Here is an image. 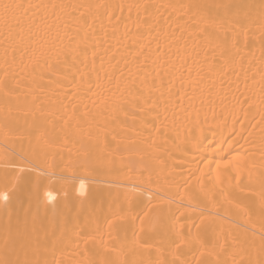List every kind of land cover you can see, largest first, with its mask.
Masks as SVG:
<instances>
[{
	"label": "bare ground",
	"instance_id": "6f19581e",
	"mask_svg": "<svg viewBox=\"0 0 264 264\" xmlns=\"http://www.w3.org/2000/svg\"><path fill=\"white\" fill-rule=\"evenodd\" d=\"M0 81V261L155 259L151 209L264 264V0H0Z\"/></svg>",
	"mask_w": 264,
	"mask_h": 264
},
{
	"label": "snow or ice",
	"instance_id": "6c2138e0",
	"mask_svg": "<svg viewBox=\"0 0 264 264\" xmlns=\"http://www.w3.org/2000/svg\"><path fill=\"white\" fill-rule=\"evenodd\" d=\"M12 7L9 4L3 5L5 22H7L9 9ZM2 83L0 81V84ZM156 131L159 132V128ZM90 163L91 161L89 160L84 161L85 166H88ZM219 167L220 165L217 164V168ZM81 189H83V184H81ZM2 198L5 201L9 199L7 192L2 194ZM193 198L189 196V200ZM133 218L140 220V231L156 241L155 244H149L147 241L141 243L137 239L134 242V246L145 249L154 248L156 258L135 260L132 264H221L219 254L220 251L224 250V244L221 243L220 235L215 229L201 228L204 224L203 216L201 217L200 224H195L192 221L195 224L196 232H193L191 227L185 232V225L183 224L177 227L178 218H175L174 214L165 213L162 210L153 213L149 209L143 215L137 214ZM119 219H123V217H119ZM107 224L110 229L114 226L112 220H108ZM89 239H93V237H89ZM85 243H87V240H85ZM187 253L191 255L189 256ZM0 264H8V262L0 261ZM123 264H128V262L125 261Z\"/></svg>",
	"mask_w": 264,
	"mask_h": 264
}]
</instances>
